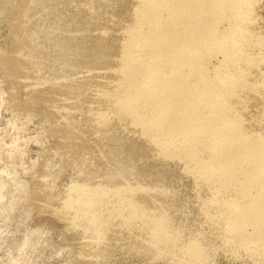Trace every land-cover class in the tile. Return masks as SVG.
I'll use <instances>...</instances> for the list:
<instances>
[{
	"label": "bare ground",
	"instance_id": "6f19581e",
	"mask_svg": "<svg viewBox=\"0 0 264 264\" xmlns=\"http://www.w3.org/2000/svg\"><path fill=\"white\" fill-rule=\"evenodd\" d=\"M254 1L23 4L27 72L62 104L44 205L83 228L89 261H108L120 238L163 264H207L229 245L264 255V114L244 112L264 91V33L246 30Z\"/></svg>",
	"mask_w": 264,
	"mask_h": 264
},
{
	"label": "rangeland",
	"instance_id": "374dc122",
	"mask_svg": "<svg viewBox=\"0 0 264 264\" xmlns=\"http://www.w3.org/2000/svg\"><path fill=\"white\" fill-rule=\"evenodd\" d=\"M25 2L0 0V264H163L162 260L131 253L124 238L107 243L114 247L110 246L108 261H89L79 243L83 228L69 224L68 216L56 207L44 205L41 181L63 138L62 104L52 94L33 85L26 69L25 53L15 40ZM253 5L250 20L254 23L249 20L246 30L261 29L264 33V0H255ZM219 58L213 59V65L218 64ZM260 68L264 71V63ZM244 112L249 116L252 113L253 119L264 114V91L260 97L248 96ZM14 139L22 143L14 144ZM65 155L60 159L62 164L72 163L71 157ZM94 160V155H86L87 165ZM71 168L75 172L76 166ZM223 194L219 193L218 197ZM140 224L137 218L134 225ZM127 231L121 230L126 234ZM118 241L122 247L115 246L120 244ZM230 246L222 249V253L220 250L213 253L208 263L256 264L257 261L264 264V255L251 249L246 251L243 246L234 245L243 249L239 251ZM164 263L186 264L187 261Z\"/></svg>",
	"mask_w": 264,
	"mask_h": 264
}]
</instances>
